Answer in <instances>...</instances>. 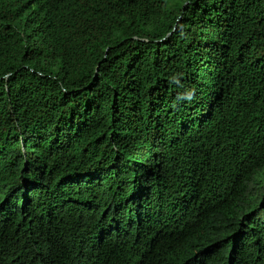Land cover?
<instances>
[{
    "label": "trees",
    "instance_id": "trees-1",
    "mask_svg": "<svg viewBox=\"0 0 264 264\" xmlns=\"http://www.w3.org/2000/svg\"><path fill=\"white\" fill-rule=\"evenodd\" d=\"M0 264H264V0H0Z\"/></svg>",
    "mask_w": 264,
    "mask_h": 264
}]
</instances>
